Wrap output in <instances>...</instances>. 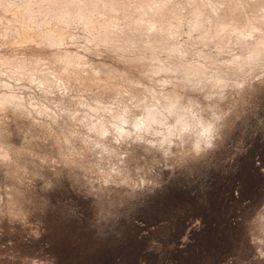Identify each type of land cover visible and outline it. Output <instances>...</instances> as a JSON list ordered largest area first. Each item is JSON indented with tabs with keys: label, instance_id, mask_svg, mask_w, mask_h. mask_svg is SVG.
I'll list each match as a JSON object with an SVG mask.
<instances>
[{
	"label": "rangeland",
	"instance_id": "1",
	"mask_svg": "<svg viewBox=\"0 0 264 264\" xmlns=\"http://www.w3.org/2000/svg\"><path fill=\"white\" fill-rule=\"evenodd\" d=\"M61 1L0 0V264H264V7Z\"/></svg>",
	"mask_w": 264,
	"mask_h": 264
},
{
	"label": "bare ground",
	"instance_id": "2",
	"mask_svg": "<svg viewBox=\"0 0 264 264\" xmlns=\"http://www.w3.org/2000/svg\"><path fill=\"white\" fill-rule=\"evenodd\" d=\"M60 1H61V0H60ZM127 1H128V0H127ZM134 1H135V0H134ZM136 1H137V0H136ZM136 1H135V2H136ZM138 1H139V0H138ZM146 1H147V2H146ZM146 1H145V0H140V1H139V4L141 3V5H140L141 7H139V8H142V6L144 5V3H146L145 6L148 5V7H147L148 9H147L146 7H145V8H146V10L149 11V9H150L149 5H150V6L153 5L152 3L155 4V2H154L155 0H153V1H152V0H146ZM149 1H150V4H149ZM193 1H194V0H193ZM195 1H196V0H195ZM195 1H194V3L199 2V0H197L196 2H195ZM200 1H201V0H200ZM214 1H216V0H209L211 6L209 5V3H208V4L206 3V5L203 6L204 4L202 3V1L199 2L200 5H198L197 8L195 7V8H196V9H195L196 12L194 11L193 13H194V14L196 13V14H199V15H200V14H204V12H207L208 10H207V8H206V11H204L205 9L201 8L200 6H202V7H206L207 5H209L208 7H210V9H211L212 12H213V11H216V13H217V10H218V8L221 7V5H219V7H218V6L215 5V4H217L219 1H218V2L216 1L215 4H214ZM61 2L63 3V1H61ZM169 2H171V1H170V0H160L159 2L157 1V2H156L157 4L160 3V4H163L164 6H163V5H160L161 8H160L159 11H158L157 9H155L157 5H156V6H153V8L155 7L154 9L157 10V12H158L157 14H159V15H161V16L163 17V16H164L163 14H165V13H164V8H165L166 6L169 5V4H168ZM173 2H174V1H173ZM173 2H172V5H174V6H175V5H177V6L179 5V2H178V1H177L178 4H177V2H174L175 4H173ZM190 2H191V1H190ZM203 2H204V1H203ZM205 2H207V0H205ZM205 2H204V3H205ZM254 2H257V3H254ZM254 2H253L252 0H221L220 3L223 4V6L225 5V6H224L225 9L221 7V8L224 10V11H223L224 13L230 11V9L232 10V6H234L236 3H239V4H238L237 6H234V8H235V7H238V6L240 5V3H241V5L244 4V3H246V5H247V3H248L249 5H247V6H251L252 9H254V7L257 6V5H261V7L257 6V7L259 8L258 10H260V8L264 7V0H259V1L257 0V1H254ZM62 3H61V5H62ZM69 3H70V2H69ZM69 3H67V5H68ZM147 3H148V4H147ZM180 3H182V2H180ZM199 3H198V4H199ZM232 3H233L234 5H233ZM70 4H71V6H72V3H70ZM70 4H69V6H70ZM139 4H138V5H139ZM167 4H168V5H167ZM182 4L184 5L185 3H182ZM201 4H202V5H201ZM226 4H228L229 6L226 5ZM231 4H232V6H230ZM165 5H166V6H165ZM172 5H171V7H172ZM183 5H182V6H183ZM195 5H196V4H195ZM130 6H131V5H130ZM132 6H133V5H132ZM177 6H176V7H177ZM186 6H187V5H186ZM242 6H243V5H242ZM242 6H241V7L239 6V7L242 8ZM253 6H254V7H253ZM137 7H138V6H137ZM143 7H144V6H143ZM171 7H169V9H170ZM180 7H181V6H179V9L181 10ZM184 7H185V6H183V8H184ZM257 7H255L256 10H254V12H257ZM62 8H63V7H62ZM64 8H65V6H64ZM64 8H63V9H64ZM70 8H72V7H69V9H70ZM173 8H174V10H173L172 8H171V9L173 10L174 13H176L177 10H176V12H175V9H178V8H175V7H173ZM234 8H233V9H234ZM246 8H247V7H246ZM246 8H245V10H246ZM249 8H250V7H248V10H252V9H249ZM74 9H75V8H73L72 10L74 11ZM154 9H153V11H155ZM169 9H168V10H169ZM179 9H178V10H179ZM67 10H68V9H67ZM146 10H145V11H146ZM220 10H221V9H220ZM235 10H236V8H235ZM235 10H234V12H237V11H238V8H237V11H235ZM240 10H241L243 13H245V14H244L245 20H244V17L242 18L245 22H243V21L240 22L239 20H238V21H234V22H235L234 24H236V26H235V25H234V26H235L236 28H235V30H233L234 33H235V32L237 33L236 36H238L237 38H238L239 41H240V39H243V40H244V38L246 37V35L252 33L253 30L256 29V28L258 27V25L261 26V24H259V23H261L260 21H258V22H259L258 24H257V22H256L257 19H258V20H261V17H260V16L258 17V15H261L260 13H259L256 17H255V15H256L257 13H255V14L253 13V14H252V15H254V19H253V16L251 17V16L248 14V10H246V12H244L242 9H239V11H240ZM261 10H262L261 12H263V9H261ZM143 11H144V9H143L142 12H140V13H144V12H145V11H144V12H143ZM239 11H238V12H239ZM165 12H166V10H165ZM170 12H171V10H170ZM173 12H171V13H173ZM212 12H210V10H209V13L207 12V13L209 14L210 17H212V14H213ZM223 12H222V13H223ZM252 12H253V10H252ZM258 12H259V11H258ZM147 13H148V12H147ZM147 13H146V15H144V14H143V15L140 14V15H141V17H142V16H143V17H144V16L146 17V16H147ZM151 13H152V12H151ZM153 13H154V12H153ZM155 13H156V12H155ZM167 13H168V15H169V12H168V11H167ZM177 13L180 14V12H177ZM177 13H176V14H177ZM181 13H182V12H181ZM220 13H221V12H220ZM243 13H242V14L240 13V16H239L240 19H241ZM157 14H154V15H157ZM182 14H183V13H182ZM205 14H206V13H205ZM263 14H264V13H262V15H263ZM152 15H153V14H152ZM168 15H167V16H168ZM192 15H193V14H192ZM206 15H207V14H206ZM218 15H221V14L218 13ZM218 15H217V17H219ZM262 15H261V16H262ZM165 16H166V14H165ZM177 16H181V14H180V15H177ZM196 16H197V15H196ZM223 16H224V14H222V16H220V17H223ZM78 17H79L80 19L87 18L84 14L82 15V14H80V13L78 14ZM139 17H140V16H139ZM139 17H137V18H139ZM157 17H158V19H159L160 16H156V17H153V18H157ZM162 17H161V18H162ZM183 17H185V16L183 15ZM220 17H219V19H220ZM257 17H258V18H257ZM263 17H264V16H263ZM137 18H136V20H137ZM174 18H175V17H174ZM177 18H178V17H177ZM255 18H256V20H255ZM259 18H260V19H259ZM128 19H129V18H128ZM158 19H156V20L154 19V20L157 21ZM178 19H181V17H179ZM183 19H184V18H183ZM183 19H182V20H183ZM185 19H186V17H185ZM206 19H207V18H206ZM206 19H205V22H207V20H208L209 18H208L207 20H206ZM212 19H213V18H212ZM214 19H215V18H214ZM214 19H213V20H214ZM219 19H218V18L216 19V21H217L218 23L220 22ZM242 19H241V20H242ZM139 20H140V19H139ZM139 20H138V21H139ZM142 20H143V19H142ZM142 20H141V21H142ZM161 20H162V21H161ZM168 20H169V19H168ZM168 20H167V21H168ZM182 20H181V22H182ZM194 20H195V18H194ZM122 21H123V24L126 23V22H124V19H123ZM125 21H126V20H125ZM130 21H131V20H129V22H127V24H125V25L122 24V25H123V26H127V25L130 26ZM145 21L147 22L148 20H145ZM149 21H150V20H149ZM159 21H161V22L163 23V19H160ZM164 21L167 22L166 19H165ZM170 21H171V20H170ZM175 21H176V19L174 20V23H172L173 25L176 24ZM188 21H190V20H188ZM195 21H196V20H195ZM197 21H198V20H197ZM211 21H212V20H211ZM216 21L214 20L215 23H216ZM263 21H264V20H263ZM136 22H137V21H136ZM172 22H173V21H172ZM178 22H179V21H178ZM178 22H177V23H178ZM183 22H184V21H183ZM208 22H209V21H208ZM149 23H152V22H149ZM149 23H147V24H149ZM153 23H154V22H153ZM159 23H160V22H159ZM167 23H168V22H167ZM198 23H199V22H198ZM209 23H210V22H209ZM211 23H212V22H211ZM131 24H132V22H131ZM134 24H135V23H134ZM147 24H146V25H147ZM154 24H155V23H154ZM154 24H153V26H154ZM172 24H170V25L172 26ZM192 24H194V23H192ZM192 24H191V26H192ZM204 24H205V23H204ZM221 24H222V23H221ZM238 24H240V25H238ZM262 24H263V23H262ZM119 25H120V24H119ZM159 25H160V24H159ZM159 25H158V26H159ZM162 25L164 26V24H162ZM177 25H178V24H177ZM177 25H176V27H177ZM197 25H198V24H197ZM207 25H208V23H207ZM217 25L220 26V24H217ZM120 26H121V25H120ZM151 26H152V25L150 24V27H151ZM160 26H161V25H160ZM163 26H162V27H163ZM165 26H166V25H165ZM171 26H170V27H171ZM174 26H175V25H174ZM194 26H196V25L194 24ZM199 26H200V24H199ZM201 26H202V25H201ZM201 26H200V27H201ZM221 26H222V25H221ZM221 26H220V27H221ZM139 27H142V26H139ZM139 27H138V28H139ZM148 27H149V25H148ZM148 27H147V29H149ZM176 27H175V29H176ZM200 27H199V29H200ZM203 27H204V25H203ZM127 28H128V27H127ZM158 28H159V27H158ZM167 28L169 29V27H167ZM172 28H174V27H172ZM190 28H191V27H190ZM197 28H198V27H197ZM258 28H259V27H258ZM261 28H263V27H261ZM132 29H133V28H132ZM143 29H144V28H143ZM147 29H146V27H145V31H146ZM154 29H155V28H154ZM162 29H163V28H161V30H162ZM220 29H221V28H220ZM222 29H223V28H222ZM133 30H134V29H133ZM135 30H136V29H135ZM151 31L153 32V30H150V29H149V32H151ZM154 31H155V30H154ZM160 32H161V31H160ZM139 33H140V31H139ZM141 33L144 34L143 32H141ZM153 33H154V32H153ZM155 33H157V31H156ZM218 33H219V32H218ZM218 33H217V35H218ZM221 33H222V30H221ZM234 33H233V34H234ZM149 34H150V33H149ZM157 34H158V33H157ZM222 34H223V33H222ZM233 34H232V35H233ZM155 35H156V34H155ZM158 35H159V34H158ZM160 35H161V33H160ZM160 35H159V37H160ZM219 35H220V34H219ZM232 35H230V36H232ZM234 35H235V34H234ZM251 35H252V34H251ZM108 36H109V34H108ZM142 36H143V35H141V37H142ZM145 36H146V35H145ZM147 36H148V35H147ZM152 36H154V34H153ZM156 36H157V35H156ZM227 36H228V35H227ZM230 36H228V38H229ZM154 37H155V36H154ZM157 37H158V36H157ZM157 37H155V38H157ZM161 37H165V36L162 35ZM161 37H160V38H161ZM218 37H219V36H218ZM222 37H223V36H222ZM225 37H226V36H225ZM160 38H158V40H157V39H153V40H151V41H154V40H155V41L158 42ZM165 38H166V37H165ZM220 38H221V37H220ZM230 38L233 39L234 36H233V37H230ZM235 38H236V37H235ZM151 39H152V38H151ZM161 39H162V38H161ZM163 39H164V38H163ZM163 39H162V41H163ZM166 39H167V38H166ZM223 39H224V38H223ZM149 40H150V38H149ZM164 40H165V39H164ZM106 41H107V40H106ZM146 41H147V40H146ZM155 41H154V42H155ZM168 41H169V40H168ZM241 41H242V40H241ZM241 41H240V42H241ZM160 42H161V41H160ZM163 42H164V41H163ZM175 42H176V41H175ZM237 42H238V41H237ZM165 43L167 44V42H165ZM165 43H164V45H165ZM172 43H173V41H172ZM263 43H264V42H263ZM161 44H163V43H161ZM173 45H175V44H173ZM180 45H181V44H180ZM180 45L178 44V46H180ZM167 46H168V45H167ZM171 47H172V45H171ZM175 47L177 48V45H176ZM262 47H263V46H261V48H262ZM173 48H174V46H173ZM173 48H171L172 51H173ZM176 48H175V49H176ZM254 48H255V47H254ZM263 48H264V47H263ZM175 49H174V50H175ZM178 49H179V47H178ZM180 49H181V47H180ZM180 49H179V50H180ZM170 51H171V50H170ZM175 52H177V51H175ZM179 52H180V51H179ZM181 61H182V60H180V63H181ZM182 62H183V61H182ZM158 110H160V109H158ZM147 112H148V114H147L148 116L145 117V119L141 118V119L138 120V121H137V120H134V121H133L132 124L134 125V127L137 126V127H140V128H145V130H146L147 128H150L151 125L155 124V123H153V122L157 121V123H158V122H159L158 120L161 121V119H159V118L156 117L159 113H158L157 115H154L155 113H154L153 110H152V111H149V110H148ZM158 112H159V111H158ZM161 112H162V111H161ZM163 115H164V114H163ZM145 116H146V115H145ZM158 117H159V115H158ZM162 117H164V116H162ZM162 121H163V120H162ZM185 121H186V119H185ZM141 122H143V125H142ZM152 123H153V124H152ZM160 123H162V122H159V124H160ZM182 124H183V123H182ZM185 124H186V123H185ZM116 126H117V125H116ZM119 127H121V126H119ZM121 128H122V127H121ZM124 128H125V127H124ZM131 128H132V127H131ZM154 129H155V126H154ZM147 130H148V129H147ZM126 131H127V130H126ZM127 134H129V133H127ZM167 134H169V132H168ZM167 134L165 133V136H167ZM140 135H141V134H140ZM162 137H163V136H162ZM159 139H161V138H159ZM162 140H163V139H162ZM159 142H160V141H159Z\"/></svg>",
	"mask_w": 264,
	"mask_h": 264
},
{
	"label": "clouds",
	"instance_id": "3",
	"mask_svg": "<svg viewBox=\"0 0 264 264\" xmlns=\"http://www.w3.org/2000/svg\"><path fill=\"white\" fill-rule=\"evenodd\" d=\"M194 147H195V150L197 151V154H199V151L201 150V145L198 143ZM203 147L204 148H211L212 147V141L210 139L209 140H205L204 144H203Z\"/></svg>",
	"mask_w": 264,
	"mask_h": 264
},
{
	"label": "snow or ice",
	"instance_id": "4",
	"mask_svg": "<svg viewBox=\"0 0 264 264\" xmlns=\"http://www.w3.org/2000/svg\"><path fill=\"white\" fill-rule=\"evenodd\" d=\"M262 109H264V105H262ZM261 115H264V110H262ZM65 182H67V181H65ZM101 202H103L105 204L107 203V201L106 200H103V198H102V201Z\"/></svg>",
	"mask_w": 264,
	"mask_h": 264
}]
</instances>
